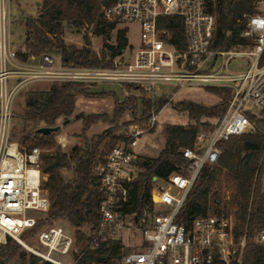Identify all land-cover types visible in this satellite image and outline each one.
I'll use <instances>...</instances> for the list:
<instances>
[{"label": "built area", "instance_id": "built-area-1", "mask_svg": "<svg viewBox=\"0 0 264 264\" xmlns=\"http://www.w3.org/2000/svg\"><path fill=\"white\" fill-rule=\"evenodd\" d=\"M12 4L13 0H0V243L12 238L45 261L75 262L74 256L72 263L64 259L75 247L69 228L57 223L44 227L35 234L36 246L23 237L49 207L41 148L29 149L12 136L15 101L25 86L50 78L87 84L131 83L148 96L164 93L158 92L162 85L210 86L231 90L225 112L200 128L193 147L182 149L186 165L165 179L153 178L151 203L141 215L124 207L139 172L136 161L142 138L156 128L159 113L153 110L149 117L116 133L119 139L95 167L103 200L100 221L88 231L89 247L96 249L110 240H120L125 246L120 235L127 231L126 245L131 248L116 264H242L246 233L236 236L234 215H196L188 226L179 215L202 169L218 161L219 143L248 131L250 115L264 110V0L256 1L254 12L244 14L246 43L228 50L212 49L216 17L206 10L205 0H115L104 9L105 17L118 24H137L140 39L128 61L118 55L113 66L106 68L64 66L51 53L21 60L11 42ZM164 16L181 17L185 48L169 41L168 31L160 27ZM234 58L243 61L238 70L229 67ZM139 234L141 240L132 244L131 239ZM256 241L264 247V231Z\"/></svg>", "mask_w": 264, "mask_h": 264}, {"label": "trees", "instance_id": "trees-1", "mask_svg": "<svg viewBox=\"0 0 264 264\" xmlns=\"http://www.w3.org/2000/svg\"><path fill=\"white\" fill-rule=\"evenodd\" d=\"M114 1L42 0L39 13L21 22L24 27L25 51L18 50V57L25 61L32 56L51 53L60 56L64 66L112 67L113 59L128 46V29L117 31L115 47L103 46L100 50L94 46L92 37L110 35L117 27V20H109L104 15V9ZM256 1L205 0L206 10L216 17L212 49L228 50L246 43L242 36L246 24L244 14L255 11ZM160 22V27L168 31L169 41L179 49L185 48L181 17L164 16ZM67 25L83 33L84 44L81 47L67 44ZM121 84L128 92L123 100L118 99L114 92L91 90L96 84L71 80L52 81L45 89H32L25 93L21 115L23 143L29 149L33 146L45 149L41 154V170L47 176L43 188L49 207L38 219L37 225L24 233L23 237L35 235L44 227L52 225L56 219H65L74 228L75 246L80 247L78 252L73 253L74 264L101 261L116 264L125 253L126 247L120 240L103 242L96 249L89 247L91 237L85 228L98 225L103 200L95 167L119 139L114 130L120 127V118L126 112L130 111L134 118L122 125L149 117L153 110L158 112L167 102L163 96H148L144 93L136 96L131 93L137 90L136 85ZM206 88L217 94L221 101L214 105L190 100L175 104L174 107L185 112L191 122L186 125L167 124L163 129L165 146L159 154L156 157L139 156L136 161L139 172L131 182L130 202L124 207L126 211L141 215L143 209L151 203L154 176L165 179L188 163L182 149L193 147L201 118H219L225 112L231 99V90L210 86ZM79 96H110L114 106L111 112L78 114L76 118L83 123L82 140L67 153L57 144L56 131L42 133L38 130L44 126L59 129L57 121L60 118L68 123ZM139 101L142 104L141 113ZM250 118L252 127L248 131L219 143L221 154L218 161L202 169L200 178L181 208L179 219L188 226L196 215L222 212L234 215L236 236L246 233L242 264H264V247L256 241L257 235L264 231V110L258 115L251 114ZM100 121L109 124V128L102 134L90 137L88 132ZM63 169L71 171L69 178H64ZM16 246L17 242L12 238L0 243V264H5V256ZM29 264L53 263L32 254Z\"/></svg>", "mask_w": 264, "mask_h": 264}, {"label": "rangeland", "instance_id": "rangeland-1", "mask_svg": "<svg viewBox=\"0 0 264 264\" xmlns=\"http://www.w3.org/2000/svg\"><path fill=\"white\" fill-rule=\"evenodd\" d=\"M40 4L38 5L36 0H13L12 4V16H11V42L14 50H23L24 46V27L22 25V21L28 17L36 16L40 11ZM122 28H127V37H128V46L123 49L122 53L119 55V58L123 62L128 61L134 53V48L139 44V26L134 23L129 24H117V27L112 31L110 35H94L92 37L94 46L98 49H102L103 46L115 47L117 45L116 36L117 31ZM65 40L67 44H74L78 47H81L84 44L83 33L77 32L72 26L67 25ZM135 46V47H134ZM60 57V56H58ZM56 57V60L59 62L60 58ZM118 57V56H117ZM59 66L60 63H57ZM243 61L240 58H234L229 67L233 70H238L242 67ZM54 81V79H41L34 81L31 84L25 86L20 92L18 98L15 101L14 112L15 117L12 124V136L14 139L18 140L22 145L23 143V123L21 121V115L24 109V97L25 93L32 89H45L49 87V85ZM96 84V83H94ZM92 85V84H91ZM93 91H106V92H114L118 99L123 100L128 92L122 87L121 83L118 82H102L97 83L93 87H91ZM159 93L157 96H163L167 99L166 104H164L160 110L158 111V123L155 130L145 135L142 138V148L143 154L142 157H153L164 148L165 146V136L163 134V129L167 124H189L191 121L188 115L185 112H181L176 109L174 106L176 103L184 100L195 101L198 103H203L206 105H214L218 104L221 101V98L210 91L207 90L206 87L197 86V85H189L185 87H175L173 85H162L159 88ZM136 96H140L143 93L139 90H133L131 92ZM147 95V94H146ZM166 95V96H165ZM169 95V96H168ZM114 106V100L110 96L106 97H85L79 96L76 102V109L74 114L69 117L68 123H65L63 118H60L57 122L59 125V129L56 131V141L59 144L64 152H70L73 147L81 142L82 140V120L77 119L76 116L80 113L85 115L90 113H104L111 112ZM139 112H142V104L139 101ZM133 114L129 111L126 112L121 118L120 122L132 120ZM217 120L216 117H202L199 123V127L202 128L207 126L208 124H212ZM120 123V124H121ZM120 125L119 128L115 129L114 132L118 133L122 131L127 125ZM109 128V124L104 122H98L93 125L91 130L88 132L90 137L94 135H99L105 132ZM42 152L45 150L42 146H39ZM63 176L65 179L71 176V171L67 169H63ZM227 193V192H226ZM41 216V215H40ZM54 223L60 224L70 230H74V228L67 222L65 219H56ZM86 232L89 231L88 228H85ZM123 241L128 244V232L125 231L122 235ZM30 246H36L37 242L35 239V235H30L25 238ZM132 244L139 242L141 240L140 234L131 239ZM126 251L130 250V246L126 245ZM80 250L79 246H75L72 252L66 256L64 259L72 263L73 256L75 252ZM33 253L29 251L24 246L17 243V246L14 250L7 254L4 258L5 264H29L30 257Z\"/></svg>", "mask_w": 264, "mask_h": 264}, {"label": "water", "instance_id": "water-1", "mask_svg": "<svg viewBox=\"0 0 264 264\" xmlns=\"http://www.w3.org/2000/svg\"><path fill=\"white\" fill-rule=\"evenodd\" d=\"M37 4L39 5L40 4V2H37ZM58 130V127H41V128H39V132H42V133H50V132H52V131H57ZM154 178H156V176L154 177ZM107 257L105 256L104 257V259H106Z\"/></svg>", "mask_w": 264, "mask_h": 264}, {"label": "crops", "instance_id": "crops-1", "mask_svg": "<svg viewBox=\"0 0 264 264\" xmlns=\"http://www.w3.org/2000/svg\"><path fill=\"white\" fill-rule=\"evenodd\" d=\"M38 2H40V1H38ZM56 57H58V55H56ZM58 58H60V57H58ZM59 62H61V60H59ZM142 147H143V146H142ZM161 150H162V149H161ZM161 150H160V151H161ZM160 151H159V152H160ZM159 152L156 154V156L159 154ZM143 153H144V152H143V148H141V155H142ZM156 156H153V157H156Z\"/></svg>", "mask_w": 264, "mask_h": 264}]
</instances>
